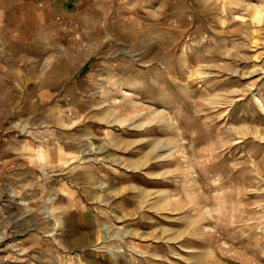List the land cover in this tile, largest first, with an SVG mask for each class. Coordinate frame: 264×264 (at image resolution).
Here are the masks:
<instances>
[{
	"label": "rangeland",
	"instance_id": "1",
	"mask_svg": "<svg viewBox=\"0 0 264 264\" xmlns=\"http://www.w3.org/2000/svg\"><path fill=\"white\" fill-rule=\"evenodd\" d=\"M97 1L0 29V264H264V0Z\"/></svg>",
	"mask_w": 264,
	"mask_h": 264
},
{
	"label": "crops",
	"instance_id": "2",
	"mask_svg": "<svg viewBox=\"0 0 264 264\" xmlns=\"http://www.w3.org/2000/svg\"><path fill=\"white\" fill-rule=\"evenodd\" d=\"M96 4L97 0H0V29L24 28V35L31 39L40 36L43 29L55 35L62 25L71 29ZM13 39L22 42L15 35Z\"/></svg>",
	"mask_w": 264,
	"mask_h": 264
},
{
	"label": "bare ground",
	"instance_id": "3",
	"mask_svg": "<svg viewBox=\"0 0 264 264\" xmlns=\"http://www.w3.org/2000/svg\"><path fill=\"white\" fill-rule=\"evenodd\" d=\"M108 118H109V116H108ZM110 119V118H109ZM25 129V128H24ZM22 202H24V203H27V201H25V200H22ZM103 226H105V227H103L105 230V232L104 233H106V235H107V240H110V239H112L113 238V236H115L116 235V231L113 229V228H111L110 226H108V225H103ZM40 228H42V227H40ZM106 239H105V241H106ZM80 244V243H79Z\"/></svg>",
	"mask_w": 264,
	"mask_h": 264
}]
</instances>
